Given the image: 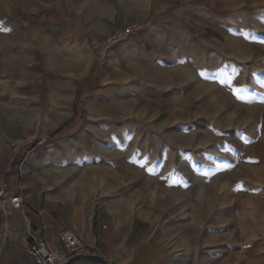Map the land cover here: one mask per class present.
<instances>
[{
  "label": "rangeland",
  "instance_id": "rangeland-1",
  "mask_svg": "<svg viewBox=\"0 0 264 264\" xmlns=\"http://www.w3.org/2000/svg\"><path fill=\"white\" fill-rule=\"evenodd\" d=\"M59 102L115 170L148 264H264V0H0L2 135Z\"/></svg>",
  "mask_w": 264,
  "mask_h": 264
},
{
  "label": "crops",
  "instance_id": "crops-1",
  "mask_svg": "<svg viewBox=\"0 0 264 264\" xmlns=\"http://www.w3.org/2000/svg\"><path fill=\"white\" fill-rule=\"evenodd\" d=\"M73 110L69 104L53 103L41 120L15 122L14 136L0 130V264H34L27 252L32 238L45 239L61 251L62 229L74 231L85 245L79 254L83 258L72 264H100L86 256L100 257L107 264H148V237L135 230L132 204L106 177L115 171L102 165L106 154L78 145L88 135L71 134ZM92 110L89 104L81 112ZM41 132L61 149L42 154L37 146L22 151L21 143L37 140ZM95 134L100 136V129ZM15 196L24 199L22 209L12 206Z\"/></svg>",
  "mask_w": 264,
  "mask_h": 264
},
{
  "label": "built area",
  "instance_id": "built-area-1",
  "mask_svg": "<svg viewBox=\"0 0 264 264\" xmlns=\"http://www.w3.org/2000/svg\"><path fill=\"white\" fill-rule=\"evenodd\" d=\"M139 30V24H128L122 29L115 30L102 40H92L91 47L101 56ZM11 204L15 209H22L25 206V201L20 196H15L11 198ZM58 238L62 244L61 251L53 249L45 239L32 238L27 252L29 256L34 258V264H67L72 258L78 256L85 247L82 239L72 230L62 229Z\"/></svg>",
  "mask_w": 264,
  "mask_h": 264
},
{
  "label": "water",
  "instance_id": "water-1",
  "mask_svg": "<svg viewBox=\"0 0 264 264\" xmlns=\"http://www.w3.org/2000/svg\"><path fill=\"white\" fill-rule=\"evenodd\" d=\"M86 257H87L88 259L93 260V261H96V262H98V263H100V264H107V263H106L102 258H100V257H96V256H86ZM81 258H83V256L78 255V256L72 258L67 264H72L73 262H75V261H77V260H79V259H81Z\"/></svg>",
  "mask_w": 264,
  "mask_h": 264
},
{
  "label": "snow or ice",
  "instance_id": "snow-or-ice-1",
  "mask_svg": "<svg viewBox=\"0 0 264 264\" xmlns=\"http://www.w3.org/2000/svg\"><path fill=\"white\" fill-rule=\"evenodd\" d=\"M236 91H237V92H239V90H238V89H237Z\"/></svg>",
  "mask_w": 264,
  "mask_h": 264
}]
</instances>
